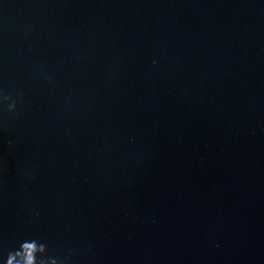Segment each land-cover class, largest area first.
<instances>
[{
  "label": "clouds",
  "instance_id": "9594fccd",
  "mask_svg": "<svg viewBox=\"0 0 264 264\" xmlns=\"http://www.w3.org/2000/svg\"><path fill=\"white\" fill-rule=\"evenodd\" d=\"M22 249L24 255L23 264H28L30 261H34V264H47V260L44 258V254L47 250L46 244L38 242L37 239H25L21 242L18 249L9 253V256L21 253ZM37 252L39 255H36Z\"/></svg>",
  "mask_w": 264,
  "mask_h": 264
}]
</instances>
